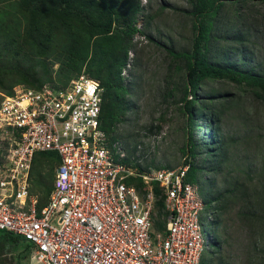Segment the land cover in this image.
I'll return each mask as SVG.
<instances>
[{"label":"rangeland","instance_id":"obj_1","mask_svg":"<svg viewBox=\"0 0 264 264\" xmlns=\"http://www.w3.org/2000/svg\"><path fill=\"white\" fill-rule=\"evenodd\" d=\"M44 1L7 0L0 8L10 13L7 21L13 29L17 23L24 32L27 22L21 13L12 12L39 9ZM140 1L137 32L122 72L127 113L109 134L110 143L118 142L123 162L143 172L192 164L200 195L215 219L218 242L204 264H264V105L253 89L224 80H204L190 94L186 61L172 58L168 50H192V0H145L144 5ZM223 3L213 20L207 61L264 78V0ZM42 20L36 25L40 30ZM28 35L21 42L36 44ZM1 51L0 82L21 79L19 85L37 88L45 82L65 83L77 75L65 71L62 59L43 56V50L37 51V61L29 64L28 71L14 69L10 55ZM7 91L0 88V101ZM42 157L46 155L35 160L32 170L49 185L56 164ZM166 218L163 199L157 198L155 233L161 232ZM7 246L0 264H34L32 249L24 242Z\"/></svg>","mask_w":264,"mask_h":264},{"label":"built area","instance_id":"obj_2","mask_svg":"<svg viewBox=\"0 0 264 264\" xmlns=\"http://www.w3.org/2000/svg\"><path fill=\"white\" fill-rule=\"evenodd\" d=\"M102 95L84 73L2 94L0 232L31 246L34 264H204L218 246L215 219L186 181L190 164L143 172L123 163L119 143L99 129ZM44 152L58 164L39 207L30 172ZM157 198L167 218L155 233Z\"/></svg>","mask_w":264,"mask_h":264},{"label":"trees","instance_id":"obj_3","mask_svg":"<svg viewBox=\"0 0 264 264\" xmlns=\"http://www.w3.org/2000/svg\"><path fill=\"white\" fill-rule=\"evenodd\" d=\"M6 1L0 0V3L5 6ZM223 5V0H192L189 12L193 18L192 50L190 53H174L168 50V55L172 58L185 59L190 94L194 95L204 80H224L253 89L264 105V78L244 74L227 67H217L211 65L206 59L213 20ZM141 8L140 0H64L63 4L56 5L45 0L40 4L39 9L26 13L18 10L12 12L21 13L24 17L27 22L24 32L19 31L20 24L17 23H14L13 29L7 21L10 13L0 8V60L4 53L1 50H4L10 55V64L14 69L28 71L29 64L33 66L37 61L39 56L37 51L43 50V56H52L57 61L62 59L61 64L66 72L71 69L77 72L76 77L84 73L89 78L97 80L103 89L99 129L105 135L110 136L109 134L115 130L116 126L123 122L127 113L122 72L127 65L132 38L137 32ZM42 18V30H40L36 25ZM29 33L36 44L31 41L21 42L25 40V37L29 38ZM43 34L46 37L39 39L38 36ZM55 41L58 42L57 46H54ZM27 48L30 49V53H27ZM0 64L2 65L3 61H0ZM70 81L56 84L65 86ZM19 84H22L21 79L10 82L1 81L0 88L8 89L4 93L8 95L13 87ZM189 103L190 106L193 104ZM187 112L188 119L191 120L193 118L191 108L188 107ZM41 155H46L42 157L43 159L48 158L56 165L58 164L57 154L46 152L35 154L32 166ZM30 174L33 183L32 192L38 195L39 207H42L51 192L54 173L49 185L45 178L33 174L32 167ZM195 174L196 170L190 164L186 181L195 183L197 181ZM127 182L130 184L133 181L128 180ZM134 182L138 187L141 186L140 180ZM36 189L39 192H36ZM158 190V187H155L154 191L157 196L160 193ZM9 242L16 244L21 241L19 237L10 233L0 232V257L8 253ZM25 245L31 249V246Z\"/></svg>","mask_w":264,"mask_h":264}]
</instances>
